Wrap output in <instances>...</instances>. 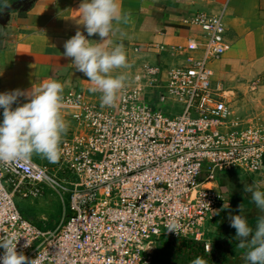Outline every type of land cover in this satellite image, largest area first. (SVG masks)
I'll return each mask as SVG.
<instances>
[{"label": "built area", "instance_id": "built-area-1", "mask_svg": "<svg viewBox=\"0 0 264 264\" xmlns=\"http://www.w3.org/2000/svg\"><path fill=\"white\" fill-rule=\"evenodd\" d=\"M185 23L202 34L175 49L191 56L188 64L142 63L111 106L76 91L63 97L78 112L52 167L31 158L0 163V239L14 235L25 264H163V237L204 242L212 252L207 224L229 201L209 186L223 173L264 176V124L239 117L235 91L214 76L213 64L233 47L224 15ZM168 102L181 112L164 115ZM48 189L69 200L55 229L34 224L16 202L40 200ZM171 221L177 227L168 231Z\"/></svg>", "mask_w": 264, "mask_h": 264}, {"label": "crops", "instance_id": "crops-1", "mask_svg": "<svg viewBox=\"0 0 264 264\" xmlns=\"http://www.w3.org/2000/svg\"><path fill=\"white\" fill-rule=\"evenodd\" d=\"M82 2L19 0L0 13L1 92L21 89L27 93L56 79L64 86L63 97L76 91L90 101H99L102 94L91 91L94 85L89 78L75 69L72 58L63 55L65 42L77 31L93 44L103 42L106 50L122 45L127 67L115 69L113 74L122 73L126 79L144 62L164 69L188 64L191 56L175 49L186 47L192 38L200 40L202 34L198 27L185 22L200 13L224 15L227 37L233 47L213 64L215 79L235 91L233 107L239 117L257 118L264 124V0H119L122 19L114 22V30L107 39L98 34L88 36L81 18ZM162 46L166 51L160 49ZM135 48L141 52L136 53ZM199 56L200 53L194 57ZM28 99L27 95L21 96L12 107L27 103ZM76 112V108L62 104L61 114L67 124L63 136L74 128L72 116ZM30 158L42 166L52 167L56 162L35 152ZM232 174L211 184L227 193L228 208L233 197L243 191L242 186L230 183L228 178ZM259 181H264V176L255 182ZM211 235L214 249L223 237L218 240L216 233Z\"/></svg>", "mask_w": 264, "mask_h": 264}, {"label": "clouds", "instance_id": "clouds-1", "mask_svg": "<svg viewBox=\"0 0 264 264\" xmlns=\"http://www.w3.org/2000/svg\"><path fill=\"white\" fill-rule=\"evenodd\" d=\"M7 3L9 0H0V6ZM80 10L88 36L98 34L107 39L114 30V22L122 19L119 0H83ZM64 49L63 55L72 58L75 69L83 72L94 85L90 90L102 94L101 104L113 105L125 82L124 74H113L115 69L127 67L123 46L106 50L103 42L93 44L77 31L65 42ZM63 87L60 81L52 79L27 93L21 89L0 92V109L3 110L0 119V163L26 160L34 152L43 154L53 162L59 158L62 136L67 130L61 114ZM24 95L29 98L28 102L13 108L18 98ZM254 183L256 187L246 185L245 191L252 193V201L264 213V181ZM228 206L227 203L224 205L225 208ZM243 211L241 205V214L230 216L231 227L236 229L239 245L249 246L245 254L246 264H264V215L258 218L254 229L242 214ZM166 227L172 231L177 226L171 221ZM17 242L15 236L9 233L0 239V248L4 249L0 264H25L28 258L17 251ZM35 261L32 260L31 264H35ZM192 264H208V261L204 257H197Z\"/></svg>", "mask_w": 264, "mask_h": 264}, {"label": "trees", "instance_id": "trees-1", "mask_svg": "<svg viewBox=\"0 0 264 264\" xmlns=\"http://www.w3.org/2000/svg\"><path fill=\"white\" fill-rule=\"evenodd\" d=\"M8 5L9 3L6 6H0V13ZM248 185L253 186L251 182ZM251 196L252 193L244 189L240 196L233 197L230 208L223 209L220 212L215 222L223 225L225 235L222 240L214 244L212 252L207 251L204 242L168 239L158 245L156 258L163 264H192V261L197 257H204L208 264H246L245 254L249 250V246L241 247L239 245L240 241L237 239L236 229L231 227L230 216L241 214L240 206L242 205L244 208L242 214L247 217L249 223L255 229L258 218L264 213H261L256 207ZM226 221L228 223H225ZM33 222L37 226L41 225L36 221ZM248 239H251V237Z\"/></svg>", "mask_w": 264, "mask_h": 264}, {"label": "rangeland", "instance_id": "rangeland-1", "mask_svg": "<svg viewBox=\"0 0 264 264\" xmlns=\"http://www.w3.org/2000/svg\"><path fill=\"white\" fill-rule=\"evenodd\" d=\"M130 69L126 71V74L129 72ZM181 108H182L181 106H178L174 104L173 102H168L166 105H161L159 109L160 111L164 113V115L169 116L171 113L167 112V110H169L172 113H180ZM246 120H250L251 122H261L257 118H250V117H248V119L246 118ZM232 175L233 177L231 176L228 178L230 180V183L233 185L242 186L243 187L242 193L244 192L246 185H248L251 182L253 186L256 187V184L254 182L260 179L257 176H251L246 179H242V178H237L235 174H232ZM226 177L227 176H225L223 173L219 177V182L220 181L222 182L223 180H225ZM248 180H250V182H248ZM209 187H213V186H209ZM220 190L222 189L220 188ZM16 202H17L20 212L24 216L28 217L30 220L33 219L34 221L41 223V225L39 226L41 228H44L43 225H46L48 228H51V229H55L60 225V222L63 218L64 211H65V203H66V206H68L69 204L68 197L64 198L62 194H59L52 189H48L45 196L39 201H24L21 198H17ZM225 223H228V221H226ZM207 228L211 230V233L213 235H215L216 233L215 238L218 240L221 238L220 237L221 235L222 237H224L225 235V229L223 228V225L218 222L208 223ZM168 239L170 238L163 237L162 240L158 243V245L161 242L167 241Z\"/></svg>", "mask_w": 264, "mask_h": 264}, {"label": "flooded vegetation", "instance_id": "flooded-vegetation-1", "mask_svg": "<svg viewBox=\"0 0 264 264\" xmlns=\"http://www.w3.org/2000/svg\"><path fill=\"white\" fill-rule=\"evenodd\" d=\"M19 0H9V5L6 7V8H4V10L3 11H5L7 8H9L10 6H12L14 3H16V2H18ZM2 11V12H3Z\"/></svg>", "mask_w": 264, "mask_h": 264}]
</instances>
